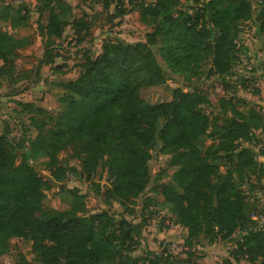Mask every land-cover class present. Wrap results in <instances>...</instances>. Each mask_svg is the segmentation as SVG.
<instances>
[{"label":"trees","instance_id":"obj_1","mask_svg":"<svg viewBox=\"0 0 264 264\" xmlns=\"http://www.w3.org/2000/svg\"><path fill=\"white\" fill-rule=\"evenodd\" d=\"M191 1L194 6L188 14L181 9L172 11L167 0L150 4L126 0L130 10L138 11L141 21L149 15L157 22L145 43L107 41L95 58L85 57L76 77L60 83L65 92L59 98L62 109L19 158L0 134V256L7 253L11 238H24L31 242L38 264H198L192 252L184 259L162 263L157 262L167 256L162 252L142 259L122 255L136 244L134 234L141 225L115 219L106 211L89 213L84 196L76 189L71 192L68 210L48 207L45 192L53 183L43 180L29 162L38 155L48 157L49 167L54 168H49L52 180L60 182L66 170L59 165L57 155L66 148L78 161L85 179L95 181L98 170L104 171L109 181L106 198L125 205L147 186L148 162L158 144L160 152L169 158L168 165L176 169L170 181L160 187L163 205L175 225L186 230L184 243L188 247L197 244L199 236L208 246L227 242L251 225L249 214L256 206L248 202L247 195L253 194L250 190L259 179L250 185L248 193L242 191L237 179L241 181L255 169L256 155L239 142H250L256 132H264V115L254 108L244 114L235 107L244 101H228L230 117L217 125L203 111L209 104L208 95L170 88L165 69L175 71L183 62L181 51L187 48L211 61L213 75H227L231 64L243 54L237 40L241 25L253 17L252 2ZM110 2L102 0L103 8L108 9ZM123 3L113 7L112 19L129 12L120 9ZM24 10L7 4L0 12V23L12 29L27 27ZM256 19V34L264 39V0L256 9ZM64 25L60 11L49 8L47 23L39 30L53 41L62 37ZM72 28L79 44L85 27L73 22ZM157 36L161 46L155 41ZM180 41L185 42L184 47ZM29 44L28 38H15L0 30V80L10 78L17 52ZM54 58L47 49L38 67L62 70ZM241 78V86L252 81ZM43 128L44 123L37 130ZM257 142L261 144L259 156L264 159V140ZM218 154L227 166L221 177L213 161ZM258 171L264 176V169ZM101 178L95 184L97 191ZM237 259L250 264L259 259V264H264V232H250L218 264H233ZM19 264L31 263L22 259Z\"/></svg>","mask_w":264,"mask_h":264},{"label":"rangeland","instance_id":"obj_2","mask_svg":"<svg viewBox=\"0 0 264 264\" xmlns=\"http://www.w3.org/2000/svg\"><path fill=\"white\" fill-rule=\"evenodd\" d=\"M121 1L124 2V6L120 9L129 12L122 17L112 19L113 7L117 3L121 4ZM154 1L145 0L147 4ZM167 2L172 11L181 9L188 14L194 6L191 0H167ZM251 2L255 4L257 0H251ZM110 3L107 9L103 8L102 0H0V12L7 4L24 7L28 24L27 27L12 29L5 22H1L0 30L8 35L12 34L15 38H28L30 41L29 45L17 52L10 78L0 80V134L5 136L18 158L28 151L39 133L46 131L56 111L62 109L63 104L60 103L59 98L65 92L60 83L76 77L79 65L85 57L95 58L107 41L145 43L147 35L157 24L149 15L145 16V21H141L138 11L130 10L126 0H111ZM49 8H54L56 12L60 11L61 19L65 24L62 37L58 40L47 39L39 30L47 23ZM256 20L255 9L251 21L241 25L243 34L238 42L248 41L250 51L261 54L258 65V61L252 57L246 58V61L238 58L231 64L227 75L220 77L210 72L212 67L210 60L204 59L201 53L183 48L182 64L175 71L164 68L168 79L167 85L170 88L198 91L208 95L209 104L203 108V111L213 117L217 125L222 119L230 117L228 101L230 104V101H244V103L235 104L236 109L244 114L254 108L264 115V39L254 31ZM73 22H78L85 27L80 32L79 44H76ZM211 33L215 35L214 30H211ZM155 41L159 46L162 45L159 36ZM178 43L183 47L185 45L184 41ZM49 44L51 46H48ZM47 49L55 55L54 63L62 65V70L56 72L50 70L49 66L38 67ZM154 52L157 55V51L154 50ZM247 64L255 67L254 73H259L257 83H253L249 91L246 86H241L239 83L241 77L245 75ZM2 65L0 61V67ZM256 89L259 91L257 95L254 94ZM37 109H45L47 112L41 114ZM43 123L44 128L37 130V127ZM263 137L264 132L259 134V139ZM57 158L59 165L66 170L60 182L52 180L50 169L53 167H49L48 157L38 155L35 161L29 162L43 180L53 183L52 188L45 192V204L48 207L57 211L68 210L72 201L71 192L76 189L80 195L84 196V203L89 213L106 211L115 219L122 218L131 225H141L137 235L134 234L136 244L130 252L122 253V255L142 259L151 253L168 252L170 245H173L176 252L168 253L166 257H159L157 262L186 258L188 252L180 251L186 234L170 220L160 194V187L170 181L176 169L168 165L169 158L160 152L158 144L152 150L148 162L147 186L136 199L126 202L125 205L106 198L109 181L104 171L98 170L95 181L87 180L80 174L79 163L71 156L69 148L61 150ZM213 161L219 167L218 175L221 177L227 171L225 159L218 154ZM255 164V169L249 171L251 172L249 174L246 173L241 181H238L235 176L233 180L237 179L242 191L248 193L251 189L250 185L256 182L258 177L259 182L253 184L254 188L250 191L254 192L247 195V200L259 209L264 196V176L260 175L258 170L264 169V161L260 156H255ZM99 176L102 178L99 180L97 191L95 184ZM198 240L195 244L196 250L190 253L191 256L197 258L199 264H214L206 262L207 254L203 251L206 247L205 240L202 236H199ZM215 245L221 248L223 243L218 242ZM22 259L31 264L39 262L38 257L32 252L29 240L11 238L7 253L0 256V264H19ZM260 261L258 259L252 264H259ZM233 264L250 263L246 259H237Z\"/></svg>","mask_w":264,"mask_h":264},{"label":"built area","instance_id":"obj_3","mask_svg":"<svg viewBox=\"0 0 264 264\" xmlns=\"http://www.w3.org/2000/svg\"><path fill=\"white\" fill-rule=\"evenodd\" d=\"M261 4H262V0H257V2L255 4H252V9L253 10L257 9ZM242 34L243 33L241 31L239 34L238 40H237V48H240L243 50V54L240 58L242 60L246 61V58L253 57V56H251L252 52L249 49L250 44L248 41H245L243 43L238 42L240 39H242ZM246 54H248L249 56H246ZM255 56H256L255 60L259 62L261 54L255 53ZM258 62H257V65L259 64ZM254 68L255 67L253 65H248V64L246 65V72H245V75H243V76H244V78H248V79L252 80L251 83L246 86L247 91L250 90V87L253 86V83L255 84L258 81L259 73H257V72L254 73ZM254 135H255L254 139H251L250 142H244L243 143L242 141H240L239 143L242 144L244 147L250 148L255 153L256 156H259V151L261 150V144L257 142V140H259L258 134L255 133ZM169 218L172 221V223L175 224L174 218L170 215H169ZM249 219L251 222L250 226H248L247 228H244L242 230H239L232 238H230L227 242H224L223 246L221 248L217 247V246L214 248L213 256H214L215 260L221 261L222 259L229 257V255L234 250L237 249L238 245L243 243L244 238L250 232H252V233L259 232V231L264 232V196L262 198L260 208L252 211L249 214ZM175 226L179 227L178 225H175ZM194 250H196L195 245H193L192 247H188L185 245V243H182L181 248H180L181 252H193ZM172 252H176L173 245H170V247L168 248V252L162 251L164 256H166L168 253H172ZM155 254H158V253H155Z\"/></svg>","mask_w":264,"mask_h":264},{"label":"crops","instance_id":"obj_4","mask_svg":"<svg viewBox=\"0 0 264 264\" xmlns=\"http://www.w3.org/2000/svg\"><path fill=\"white\" fill-rule=\"evenodd\" d=\"M254 31H255V33H256V24H255V22H254ZM246 56H249L248 54H246ZM251 56H253L252 58L255 60V53L254 52H252V54H251ZM260 61L261 60H259V62L258 63H260ZM257 134H258V136H259V134H261L262 132H260V131H258V132H256ZM262 140H264V137L262 138ZM262 160L264 161V159L262 158ZM181 229H183V228H181ZM184 230V232H185V234H186V230L185 229H183ZM205 248L203 249V251L204 252H206V254H207V257H206V262H213L214 264H218L219 263V261H217V260H215V258H214V256H213V250H214V248H215V244L214 245H211V246H208L207 244H205ZM196 262L199 264V260L198 259H196Z\"/></svg>","mask_w":264,"mask_h":264}]
</instances>
